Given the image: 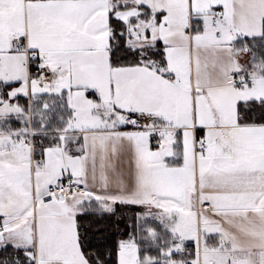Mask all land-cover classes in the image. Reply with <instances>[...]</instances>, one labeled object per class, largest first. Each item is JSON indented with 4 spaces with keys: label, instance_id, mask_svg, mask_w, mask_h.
Returning <instances> with one entry per match:
<instances>
[{
    "label": "snow or ice",
    "instance_id": "obj_1",
    "mask_svg": "<svg viewBox=\"0 0 264 264\" xmlns=\"http://www.w3.org/2000/svg\"><path fill=\"white\" fill-rule=\"evenodd\" d=\"M0 264H264V0H0Z\"/></svg>",
    "mask_w": 264,
    "mask_h": 264
}]
</instances>
